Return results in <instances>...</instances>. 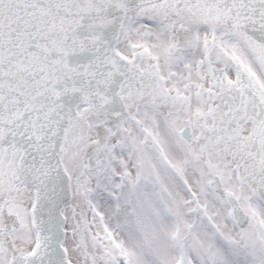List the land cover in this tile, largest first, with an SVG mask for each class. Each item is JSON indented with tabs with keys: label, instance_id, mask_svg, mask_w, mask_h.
<instances>
[{
	"label": "snow or ice",
	"instance_id": "1",
	"mask_svg": "<svg viewBox=\"0 0 264 264\" xmlns=\"http://www.w3.org/2000/svg\"><path fill=\"white\" fill-rule=\"evenodd\" d=\"M0 264H264V0H0Z\"/></svg>",
	"mask_w": 264,
	"mask_h": 264
}]
</instances>
